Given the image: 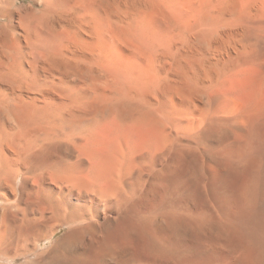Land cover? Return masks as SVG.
Returning a JSON list of instances; mask_svg holds the SVG:
<instances>
[{
  "label": "bare ground",
  "instance_id": "bare-ground-1",
  "mask_svg": "<svg viewBox=\"0 0 264 264\" xmlns=\"http://www.w3.org/2000/svg\"><path fill=\"white\" fill-rule=\"evenodd\" d=\"M0 216V264H264V0H0Z\"/></svg>",
  "mask_w": 264,
  "mask_h": 264
},
{
  "label": "rangeland",
  "instance_id": "rangeland-1",
  "mask_svg": "<svg viewBox=\"0 0 264 264\" xmlns=\"http://www.w3.org/2000/svg\"><path fill=\"white\" fill-rule=\"evenodd\" d=\"M27 2L30 1V0H26ZM1 217V216H0ZM64 233V230L62 232H60L57 236L60 237L62 234ZM49 244H44L43 245V248L44 247H48ZM45 249V248H44ZM34 258V256H29L28 258H25V257H22V256H19L18 258H13L12 261L9 263V264H32L30 261Z\"/></svg>",
  "mask_w": 264,
  "mask_h": 264
}]
</instances>
